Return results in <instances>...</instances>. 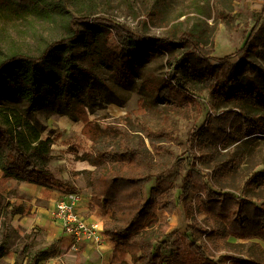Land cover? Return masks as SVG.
<instances>
[{"label":"rangeland","instance_id":"rangeland-1","mask_svg":"<svg viewBox=\"0 0 264 264\" xmlns=\"http://www.w3.org/2000/svg\"><path fill=\"white\" fill-rule=\"evenodd\" d=\"M65 9L75 18H104L148 38L175 41L174 28L195 34L192 44L182 41L172 43L168 50L149 46L132 51L126 71L118 74L97 55L92 41V34L100 32L106 35L109 49L119 53L114 33L107 34L104 27L91 22H69L58 0H53L46 15L18 19L0 14V31L14 39L19 50L31 55L51 41L79 32L80 40L70 51L77 65L91 71L96 80L89 84L86 77L77 74L59 109H45L30 117L34 125L36 120L42 126V138L51 142L47 164L59 186L49 201H43L42 208L48 210L67 193L88 194L90 199L87 172L93 168L83 156L101 148L114 150L113 130L124 133L131 145L142 138L140 125L176 136V142L166 146L170 156L164 158L167 167H176V173L164 184L176 207L168 217L167 236L155 246L168 258L174 250L175 233L184 234L191 227L209 230L214 225L197 210L193 192L185 201L178 200L182 177L189 171L206 174L216 192L255 200L247 179L264 168V0H67ZM247 40V47L237 53ZM226 56L232 57L220 67L217 59ZM52 71L57 75L62 72L58 66ZM216 79L225 82V90H231L229 96ZM162 85L177 89L186 98L175 101L161 96L158 89ZM82 110L101 132L95 145L82 134L84 123L78 120ZM230 112L241 117L234 118L220 143L198 138L189 142L191 132L206 126L210 117ZM144 143L150 152L146 139ZM19 184L11 180L0 185V246L5 251L0 264H26L38 251L42 252L38 264H74L79 244L86 241H78L75 249L56 245L48 219L40 216L43 222H36L37 214L27 212L29 198L25 201ZM260 194L264 197V191ZM86 209L85 215L95 214L101 219L95 246L101 245L110 213L90 210L89 205ZM156 215L166 213L158 211ZM195 238L198 240L199 235ZM201 238L207 242L203 234ZM221 247H210L209 252L212 256L231 254ZM219 264L229 263L221 260Z\"/></svg>","mask_w":264,"mask_h":264},{"label":"trees","instance_id":"trees-1","mask_svg":"<svg viewBox=\"0 0 264 264\" xmlns=\"http://www.w3.org/2000/svg\"><path fill=\"white\" fill-rule=\"evenodd\" d=\"M79 2V0H75ZM53 0H0V14L5 13L18 19L28 15H46ZM67 0H58L62 14L76 23L91 22L104 27L106 33L113 32L119 46V53L107 45L106 35L92 34L97 55L116 68L118 74L126 71L128 57L132 51L149 46L168 50L174 42H194L195 34L174 28L171 38H148L136 35L124 26L104 18L73 17L65 9ZM80 34L51 41L36 55L19 50L15 40L6 32L0 31V185L9 181L37 185L43 188L42 199L49 200L52 191L59 186L48 168L51 142L43 139L42 126L30 117L48 109H59L62 97L78 74L86 77L89 84L95 83L93 73L77 65L71 53L73 44L78 43ZM249 43L245 41L237 53H241ZM236 53V52H235ZM232 56L217 59L220 67ZM53 66L61 68L59 75L52 71ZM217 85L226 84L216 79ZM161 96L180 101L186 97L177 89L162 85L158 89ZM60 95L61 98H60ZM64 101V100H63ZM262 104L264 106L263 100ZM64 105H68L66 102ZM62 115V114H61ZM64 115V114H63ZM235 113L209 118L206 126L191 132V144L196 138L220 143L226 137V128L232 127ZM78 120L84 123L82 134L92 145L99 142L101 132L98 126L89 122L82 110ZM77 120V121H78ZM142 138L132 145L126 136L117 130L112 131L114 150L101 148L83 159L93 168L87 172L90 182V210L109 212V220L102 233L115 243L109 264H264V168L254 172L247 179V185L255 197L246 198L229 193L216 192L206 180V174L191 170L182 177L178 200L185 201L189 192L194 193V204L206 219L213 222L209 230L187 229L184 234L175 233L174 250L167 258L155 250L167 236L168 217L176 207L169 197L164 184L176 173L175 165L167 167L164 158L170 156L166 146L176 142V136L167 130L152 132L140 125ZM148 141L149 152L144 143ZM147 185H150L147 187ZM256 195V196H255ZM158 211L165 216L158 217ZM195 234L199 235L198 240ZM207 242H203L201 235ZM234 239L229 242L228 239ZM226 249L212 256L210 247ZM80 250L77 251L78 255ZM5 255L0 246V259ZM42 252L28 258L26 264H38Z\"/></svg>","mask_w":264,"mask_h":264},{"label":"crops","instance_id":"crops-1","mask_svg":"<svg viewBox=\"0 0 264 264\" xmlns=\"http://www.w3.org/2000/svg\"><path fill=\"white\" fill-rule=\"evenodd\" d=\"M24 184H26V186H23ZM18 187L19 190L24 192L23 196H25V201L29 198V201H27L29 210H27V212L37 214L38 219L36 222L42 221L41 219H39L40 216L47 218V223H49L48 226L51 228L50 230L53 233V238L57 239V242L55 244L60 245L61 249H70L73 243L72 238L68 234L63 232L59 222H57L56 219L53 217L56 201L51 203V206L48 210L44 209L41 207L44 201L42 199V187L23 182H21ZM52 196L53 191L51 193L50 199L52 198ZM89 200L90 199L88 194L80 195V201L77 207V211L86 223L96 225L99 230L101 229L102 224L101 219L97 215L95 216V214L89 213V215H85L88 212L86 207L90 203ZM53 243L54 242H52V244ZM92 244L93 243L89 241L79 244L80 248L76 250V254L79 250L80 253L78 255L75 254L74 264H109L115 243L111 242L106 237L101 245L99 244L98 246H95L94 244Z\"/></svg>","mask_w":264,"mask_h":264},{"label":"built area","instance_id":"built-area-1","mask_svg":"<svg viewBox=\"0 0 264 264\" xmlns=\"http://www.w3.org/2000/svg\"><path fill=\"white\" fill-rule=\"evenodd\" d=\"M80 195L67 193L55 203L53 217L59 222L64 233L72 238V249L78 241H89L94 245L99 241L98 228L94 224H88L79 215L77 207Z\"/></svg>","mask_w":264,"mask_h":264}]
</instances>
